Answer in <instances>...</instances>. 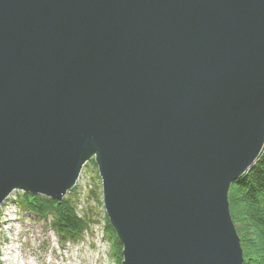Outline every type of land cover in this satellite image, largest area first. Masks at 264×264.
Here are the masks:
<instances>
[{
	"label": "water",
	"instance_id": "water-1",
	"mask_svg": "<svg viewBox=\"0 0 264 264\" xmlns=\"http://www.w3.org/2000/svg\"><path fill=\"white\" fill-rule=\"evenodd\" d=\"M263 149L264 0H0V206L94 158L122 264H243Z\"/></svg>",
	"mask_w": 264,
	"mask_h": 264
},
{
	"label": "rangeland",
	"instance_id": "rangeland-1",
	"mask_svg": "<svg viewBox=\"0 0 264 264\" xmlns=\"http://www.w3.org/2000/svg\"><path fill=\"white\" fill-rule=\"evenodd\" d=\"M263 154L264 149L258 160ZM92 160L84 166L76 187L64 197L73 200L79 215L91 218L84 238L62 242L45 220L21 205L24 192L16 190L0 206L2 264H122L114 255L111 231L107 229L102 179Z\"/></svg>",
	"mask_w": 264,
	"mask_h": 264
},
{
	"label": "trees",
	"instance_id": "trees-1",
	"mask_svg": "<svg viewBox=\"0 0 264 264\" xmlns=\"http://www.w3.org/2000/svg\"><path fill=\"white\" fill-rule=\"evenodd\" d=\"M21 199V205L45 220L62 242H77L89 229L91 218L79 215L71 198L56 200L24 192ZM229 201L230 212L241 237L244 264H264V154L246 176L231 184ZM107 229L111 231L113 250L118 261L122 262V243L108 216Z\"/></svg>",
	"mask_w": 264,
	"mask_h": 264
},
{
	"label": "bare ground",
	"instance_id": "bare-ground-1",
	"mask_svg": "<svg viewBox=\"0 0 264 264\" xmlns=\"http://www.w3.org/2000/svg\"><path fill=\"white\" fill-rule=\"evenodd\" d=\"M90 161H93V160L91 159V160L87 161L86 165L89 164ZM95 163H96V162H95ZM253 166H254V165H253ZM248 172H249V171H248ZM248 172H247V173H248ZM247 173H246V174H247ZM246 174H245V175H246ZM76 185H77V184H75V186H74L72 189H74V188L76 187ZM17 190H19V189H17ZM14 191H16V190H14ZM19 191H22V190H19ZM6 200H7V198H6ZM6 200H5V201H6ZM5 201H4V202H5ZM4 202H3V203H4ZM3 203H2V204H3ZM107 216H108V215H107ZM231 216H232V215H231ZM232 220H233V218H232ZM89 229H90V226H89ZM89 229H88V230H89ZM85 232H86V231H85ZM82 238H84V235H83ZM82 238H81V239H82ZM122 253H123V250H122ZM114 255L116 256V253H115V252H114ZM116 258H117V256H116ZM117 259H118V258H117ZM122 262H123V260H122ZM243 264H244V262H243Z\"/></svg>",
	"mask_w": 264,
	"mask_h": 264
}]
</instances>
